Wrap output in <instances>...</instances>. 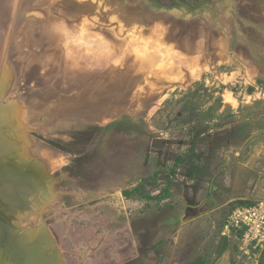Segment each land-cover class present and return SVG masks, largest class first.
Wrapping results in <instances>:
<instances>
[{"label": "rangeland", "instance_id": "obj_1", "mask_svg": "<svg viewBox=\"0 0 264 264\" xmlns=\"http://www.w3.org/2000/svg\"><path fill=\"white\" fill-rule=\"evenodd\" d=\"M3 108L58 264H264V0H0Z\"/></svg>", "mask_w": 264, "mask_h": 264}, {"label": "bare ground", "instance_id": "obj_2", "mask_svg": "<svg viewBox=\"0 0 264 264\" xmlns=\"http://www.w3.org/2000/svg\"><path fill=\"white\" fill-rule=\"evenodd\" d=\"M3 110H4L3 113L0 112V165H2L3 168L12 169V171L19 173L22 177V182L18 183L17 180H16L17 182L12 181L10 185L14 186L17 184L16 187L14 186L15 187L13 188L14 190L11 189L10 193L3 195L4 198H6L7 196V198L5 199L6 203L3 202L4 204L3 209H6L8 212H10L9 216L11 217L12 220L11 221L12 235L16 237V240L18 242L28 243V242L36 241L40 243L41 248H43V250H46V252L49 254L48 257L50 259L47 258L46 255L45 256L42 255V257L38 256L36 257V260H38L37 262L38 264H49V261L50 263L58 264V262H56L55 260V256L53 254H50L49 251H47L46 249L47 246L44 247L41 244V243L44 244V242L45 244L49 243V241L46 240L47 239L46 234L43 232L42 234H40V236H38L39 235L38 232L35 233L31 231L33 233L32 235L30 231H28L25 228H22L19 225L20 220L16 218L17 215H21L23 217L29 214L30 212H33L36 209H38L40 204L45 201L46 191L48 192L49 189L47 188L46 191H44L45 194L44 193L41 194L42 189H44L43 187H45L46 184H48V182L46 181L47 179L44 180L42 178L40 171H38L36 169V166L33 165L31 162H29V160L21 158L22 155H20V153H23V151H21V146H23V142L20 140V138L17 135L15 137V135L11 133V126H13L14 123L13 122L14 117L11 116L13 114H11L10 109L8 110L3 108ZM16 149L18 151H16ZM26 166L27 168L29 166L28 170H26L27 169ZM1 172L3 173L4 171ZM4 189H8V187H5ZM19 189H21V191H19ZM22 189H26L25 190L26 194ZM4 191L5 190L1 189L0 193H4ZM21 197H25L23 204L21 203L22 205L20 204V202H18L19 199H21ZM2 227L5 228V225H3ZM24 234L26 235L27 239L25 236H23ZM33 236L34 237L38 236V237L36 239H31L33 238ZM26 257L32 259L31 254L29 256L26 255ZM30 259L29 261H31Z\"/></svg>", "mask_w": 264, "mask_h": 264}, {"label": "water", "instance_id": "obj_3", "mask_svg": "<svg viewBox=\"0 0 264 264\" xmlns=\"http://www.w3.org/2000/svg\"><path fill=\"white\" fill-rule=\"evenodd\" d=\"M28 168L26 170H28ZM1 171L4 172L2 173ZM16 180L18 181V183L22 182V177L19 173L12 171V169L9 168H3L2 165H0V190H5L4 193H0V264H38V260H36V257H42V255H46L47 258H49V254L46 252V250H43V248H41L40 246V243L36 241L28 243L18 242L16 240V237L12 235V220L9 216L10 212H8L6 209H3V202L6 203L5 199L7 198V196L6 198H4L3 195L10 193L11 189L14 190L13 188H15L17 184L14 185V187L10 185V183L12 181L15 182ZM5 187H8V189H4ZM22 190H24L25 192L26 189ZM19 191H21V189H19ZM24 198L25 197H21L18 202H20V204H23ZM3 225H5V228L2 227ZM41 244L43 245V243ZM30 254L32 255V259L26 257V255L29 256ZM29 259L31 261H29ZM49 264L53 263H50L49 261Z\"/></svg>", "mask_w": 264, "mask_h": 264}, {"label": "built area", "instance_id": "obj_4", "mask_svg": "<svg viewBox=\"0 0 264 264\" xmlns=\"http://www.w3.org/2000/svg\"><path fill=\"white\" fill-rule=\"evenodd\" d=\"M230 231L242 234L244 246L257 245L264 237V202L234 211L224 226L223 234Z\"/></svg>", "mask_w": 264, "mask_h": 264}]
</instances>
